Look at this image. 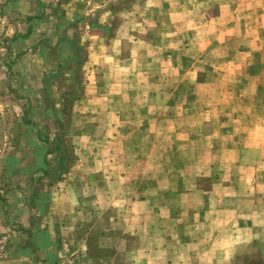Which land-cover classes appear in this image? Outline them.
Masks as SVG:
<instances>
[{
    "label": "rangeland",
    "instance_id": "374dc122",
    "mask_svg": "<svg viewBox=\"0 0 264 264\" xmlns=\"http://www.w3.org/2000/svg\"><path fill=\"white\" fill-rule=\"evenodd\" d=\"M160 1L81 3L84 16L105 20L101 31L109 39L117 21L132 10L136 32L145 30L147 41L162 43L161 49L148 46L145 55L136 56L133 84L123 81L125 61L120 62L119 69L111 61L94 65L100 93L119 95V120L112 121L107 114L95 111L82 114L79 104H73L71 109L78 92L68 87L62 66L51 88L41 77L37 87L39 75L34 71L14 75L10 70L0 72V264H12L11 255L16 253L32 258L34 263L54 255L57 260L62 257L57 264H156L159 257L163 264H191L185 257L200 256L204 250L209 256L222 254L230 259L215 264H264V0L248 1L246 27L224 21L190 24L168 18L165 22V13H158L165 11ZM3 10L0 5V13ZM198 11L211 17L223 14L225 8L200 7ZM82 20L80 16L75 18L76 28L67 30L78 45ZM246 35L248 39H241ZM207 43H211L209 47H205ZM105 105L108 103H94L93 107L98 112H110ZM186 114H196L200 123L193 124L195 117H183ZM158 116L163 120H156ZM207 116L210 120L204 122ZM172 117L179 118L185 128H201L184 140L187 145L182 149L174 148ZM104 126H118L120 132L112 136L109 130H103ZM81 127L84 133L80 136ZM47 139H57L58 150L47 152ZM112 141L120 147L114 154L120 159V177H115L117 182L105 183L104 189L119 195L82 197L74 200L71 213H63L71 200L57 199V192L66 190L63 181L71 161L74 165L77 159H86L85 154L76 155L74 147L96 143L101 145L94 148L106 151ZM128 143H133L136 150L125 149ZM143 143L149 149L143 150ZM197 147L205 150L197 151ZM105 151H98L96 157L94 151L88 158L109 162L111 151ZM43 158L51 165L48 173ZM128 160H134L135 167H127ZM185 160H199L205 165L191 169L175 165ZM213 179L221 185L231 181L234 187L231 200H226V223L216 221L208 228L217 245L179 249V241L187 235L190 224H178L170 218L207 206V197L199 192L210 189ZM148 184L157 193L150 195L147 202L143 193ZM160 187L173 194L160 196ZM188 192L191 195L179 196ZM128 193L130 196H126ZM218 201L220 207L225 206L224 200ZM23 205L33 209V220L40 222L39 226L59 228L51 235L43 229L33 230L32 219L22 225L27 218L25 215L23 219V213L31 216V210ZM165 205L168 217L160 212ZM238 224L244 229L233 230ZM175 229L179 237H173ZM35 232L40 234V242L55 241L54 247L49 244L52 248L43 251L37 248ZM249 233L254 234L252 241ZM246 235L247 243L227 246L232 239ZM165 236L166 242L161 240ZM163 243L166 245L160 252L158 246ZM171 255L183 258L184 263H166Z\"/></svg>",
    "mask_w": 264,
    "mask_h": 264
},
{
    "label": "crops",
    "instance_id": "0c3cea01",
    "mask_svg": "<svg viewBox=\"0 0 264 264\" xmlns=\"http://www.w3.org/2000/svg\"><path fill=\"white\" fill-rule=\"evenodd\" d=\"M87 1L88 0H64L59 2L58 0H0L1 7H4V12L0 13V53H3V57H0V72L10 70L14 75L15 72L34 71V75H39L37 76L38 82L36 86L38 87L40 85L39 82L42 78V81L47 80L49 82L47 84V87L49 85V87L51 88L52 84H54L57 80V77H53V75H55L57 71L61 69L62 65L63 77L64 80L68 79V87L74 89L75 91L77 90L78 92L76 94L77 99H75V101L72 100L71 102V109L73 104H79L80 108L83 109L79 110V112L82 114L85 112L87 113L90 111H95L97 113L107 114L109 117H111L112 121L114 119L119 120V95L100 93V83L99 81H97L98 79L96 78V68L94 65L101 61H111V64H113V66L116 65L119 69L120 62L125 61L127 63L124 65V67L122 66V70L124 71L123 81H126L128 84H133L132 78L134 72H132V70L136 69V56L145 55L147 53L148 46H153L154 48L161 49L162 43H153L152 41H147L145 30L140 33L136 32V17L135 15L131 14L132 10L129 9L127 14L123 15V19H119L117 21V25H115L113 35L111 34V38H107L104 33L105 31H101L103 27L106 26L101 25V23H103L105 20H103L102 18H95L94 16L92 18L84 16L85 13H83V5H81V3L85 4ZM248 1L249 0H176L169 2V0H161L159 6L162 5L161 7H165V11L162 12L161 10L158 13H165L162 14L164 15L163 17L165 19V22L168 21V18L171 22H190V24L202 22L206 23L208 21H224L231 23L239 22L241 24H244V26L246 27L245 24L248 23L249 17L246 14L249 3ZM211 6L223 7L225 8V11L223 14H216L211 17L199 14L198 9L200 7L205 8ZM79 16L83 17V20L80 21L81 25L78 26V33L81 39L79 44L85 50V59L83 60L82 64L74 65L70 60L73 54L72 50L69 43L63 41V34L65 33L64 29L66 28L65 23L73 25L76 28V24L75 22H73V20ZM240 30H242V27L240 28ZM97 38L101 39V41H96ZM241 39H248L247 35L241 36ZM6 40L7 42L2 43ZM210 44L211 43H207L205 47H209ZM125 49H127V51ZM111 50H114L115 54L110 53ZM123 50H125V55L121 58L120 55H122L121 53ZM142 64V70H144L145 73L147 71L146 59L143 60ZM89 67H91V69H88ZM28 84H31V81H29ZM123 99H126V101H128L127 96ZM94 103H108V105H105V107L107 109H110V112H98L97 108L93 107ZM113 104L116 105V108L112 107ZM195 115L196 114H186L183 117H195V119L192 118V121L194 120L195 122H193V124L196 125L200 122L198 120L199 118H197ZM183 117H181V119H183ZM147 118L149 119L150 116L147 115ZM172 118L174 119V124L171 126L172 130L170 132V135L174 138V148L182 149L187 145L184 140L189 139L192 134H197V130L201 128L200 126L199 129L196 128L195 130L191 129V127L185 128L182 125L183 122H179V118ZM158 119L163 120L162 117L159 116L156 118V120ZM209 120L210 117L208 116L203 119L204 122ZM167 122L169 121L167 120ZM179 123L180 125H178ZM117 127L118 126H116V128H107L106 126H104L103 130L105 129L106 132L107 130H109L111 135L114 136L118 135L120 132ZM83 133L84 129L81 127L79 135L81 136ZM207 134L211 135L212 132H208ZM204 135L206 134L204 133ZM100 145L101 144L96 143L89 144L86 148H83V146L85 145L80 143L79 147H74V152L76 153V155L78 154V152H80V157H82V154H85L86 159H77L74 165L71 161L69 172L65 175V179L63 181V186L66 188V190L63 192H57V199L66 198L71 200L69 207L66 206L65 210H63L64 212L62 211L63 213H71L73 211V208L75 207L76 200L82 197L86 199H103L113 198L119 195L117 191L111 192L104 188L105 183L117 182L115 181V177H120V159H118V156H114V154L119 151L120 147L117 145V142H108L105 148L111 151V161L109 162H105L103 159L100 160L98 158L96 160L94 158H88V156H90L94 151V157L98 155V151H105L94 148L95 146L97 147ZM125 145V149H128L129 151L136 150V146L133 143H131V145L129 143ZM142 149H149V147H147V143H143ZM199 149L205 150L202 147H197V151ZM107 150L105 152H109ZM127 163V167H135L134 160H128ZM175 165L178 167L180 166L183 169H191L204 166L205 163L199 160H185L182 162L176 161ZM129 172L131 173L132 171L130 170ZM122 177L124 178V176ZM0 181H2L1 178ZM77 182L80 184V188L78 187L79 185H77ZM217 182L218 181L213 179V184L210 189H208L207 191L199 192L204 193V195L207 197V206L199 209V211L194 210L182 214L179 217L170 218V220H173L178 224H190L187 235L185 236V238L182 237L183 241H181L182 239L179 241V249L182 246L189 247L196 245L197 247L203 246L204 248H207L208 246L214 247L217 245L215 242L216 240L214 241V238L208 228L210 224L216 221H219V223L222 224L226 223V214L227 212H229L228 208L226 207V200H231V197L234 195V187L232 186L231 181L224 184L222 183V185L221 183ZM81 185L85 186V188H81ZM220 186H222V188H220ZM153 193L157 192H153L150 184H148L147 190H144L143 193L145 196L147 195V202L149 200L148 197H150V195H153ZM159 193L160 196L162 194H164V196L173 194L171 190H169L168 192L167 190H162L161 187ZM188 195H191V193H179V196ZM126 196H130V194L128 193ZM221 199L224 200V207L219 206L220 202L218 200ZM24 207L31 210V216L28 215L27 210H25L27 214L23 213L22 217L24 219V216L26 215L25 217L27 218L23 223H21L22 225L30 223V219H32L33 230L37 232L38 230L43 229L44 231L52 233L51 235H53L54 230H57L59 228L55 225L49 226L47 224L39 226L41 223H35L33 220V215L35 213L32 212L33 209H30L27 206ZM160 212L163 213V216L168 217V205L160 208ZM43 222H46L44 216ZM239 228L244 229L238 224L236 225V229L233 230L236 231L239 230ZM36 232L35 237H37L38 242L37 244L35 243V245L37 246V248H40L43 251L45 250V248H47L46 250H48L49 248L54 247L55 241L51 242V240H49V242H40V234ZM173 232V237H179L180 233L178 229H175V231ZM196 233L199 234L195 239ZM243 237V239H237V237V240L232 239L233 243L231 242V244H227V246H235L237 243H247L248 239L252 241V239L254 238V234L249 233L248 239L247 235ZM166 238L167 236L163 238L161 237V240L166 242ZM194 239L197 241H194ZM206 243H208L207 246L205 245ZM49 244H51L52 247H49ZM164 244L166 245V243H163L158 246V251L161 252L162 250H164ZM220 247L224 246L220 245ZM165 249L167 251V248ZM202 255H191L190 257H185V259L191 264H194L196 261L198 263L204 264L225 263L226 261H230V259L226 260V258L222 254H220V256H216L215 254L209 256V253L205 250L203 251ZM11 257L13 258L11 260L12 264L34 263L32 258H29L25 255H19L18 253H16L15 255L12 254ZM177 257L178 256L176 255H171L170 258L165 259V262L167 263L169 260H172V262L174 263H184L183 258ZM61 258L59 257V259L57 260L56 256L51 255L48 258H44L43 260L35 261L34 264H57L60 263ZM154 263L163 264L164 260L159 257L158 260H156Z\"/></svg>",
    "mask_w": 264,
    "mask_h": 264
},
{
    "label": "trees",
    "instance_id": "16d2710c",
    "mask_svg": "<svg viewBox=\"0 0 264 264\" xmlns=\"http://www.w3.org/2000/svg\"><path fill=\"white\" fill-rule=\"evenodd\" d=\"M65 26H66V30H65V33L63 34V41L68 42L70 45V48L72 50L73 54L70 58L71 63L74 65H80V64H82L83 60L85 59V50L83 49L82 46H80V44L78 45L76 43V39H75L74 35L71 34V36H70V34L67 31L68 29L69 30L72 29L71 27H73V25L68 24ZM80 53H82V57L80 56ZM56 76H58V72L55 75H53V77H56ZM57 141H58L57 139H53L52 141H49L48 139L45 140V142L48 146L47 152H52L53 150H58V146H57V144H55V143H57ZM42 162L44 163V166H46V168H47V169H45V173H48L51 165L47 162V160L45 158L42 159Z\"/></svg>",
    "mask_w": 264,
    "mask_h": 264
}]
</instances>
